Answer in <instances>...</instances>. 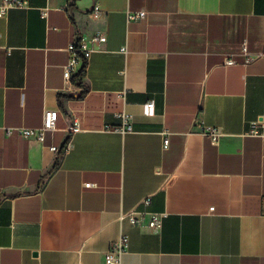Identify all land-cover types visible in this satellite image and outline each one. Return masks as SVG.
I'll return each instance as SVG.
<instances>
[{
	"label": "crops",
	"instance_id": "obj_1",
	"mask_svg": "<svg viewBox=\"0 0 264 264\" xmlns=\"http://www.w3.org/2000/svg\"><path fill=\"white\" fill-rule=\"evenodd\" d=\"M67 3L0 18V264H101L121 234V264H264V55L241 52L264 48V0ZM96 33L106 41L66 84L67 45ZM45 109L58 117L43 143L6 135ZM120 112L131 131L115 129ZM260 119L263 136L246 134ZM131 209L164 214L161 227L119 219Z\"/></svg>",
	"mask_w": 264,
	"mask_h": 264
},
{
	"label": "built area",
	"instance_id": "obj_2",
	"mask_svg": "<svg viewBox=\"0 0 264 264\" xmlns=\"http://www.w3.org/2000/svg\"><path fill=\"white\" fill-rule=\"evenodd\" d=\"M78 0H68V7L75 6ZM13 8H29V0H0V18H4L7 12ZM93 10L96 14H99V7L95 4L93 6ZM45 12L42 11L41 16L45 17ZM146 16V12L143 9L133 11H126V20L127 22H132L135 20L143 19ZM106 41V37L102 34L96 33L90 38H84L80 36L73 41H71L66 48L68 53V60L66 64L62 67V77L66 84H70L72 76L75 74L78 67L86 68L87 63L94 52V45L100 44ZM1 49V46H0ZM127 48L124 46L120 49L121 52H126ZM11 52L10 48H7L6 55H9ZM241 52L245 55L246 63L257 59L260 56L264 55V48L259 52H250L247 49L246 43H242ZM235 61L228 57L225 59V65H232ZM148 107H152V102H149ZM117 117L120 118L121 124L115 129L120 132H128L131 131V120L130 116L125 112H120L116 114ZM58 117V110H50L45 109L42 113V123L38 127H19V128H7L6 135L10 136L13 132H17L20 137L23 138H31L36 140L39 143H43L46 139V135L49 132L56 130V122ZM109 126H106L108 128ZM79 128L78 120H73L71 130H75ZM263 129V120H255L248 123V128L246 130V134L250 136L262 137ZM202 134L209 138L212 144L216 145L222 133L217 127L208 126L205 127L202 131ZM163 139V147L166 148L168 145V132L165 133ZM68 144L63 148H58L56 146H51L50 150L53 152H60L62 149H67ZM85 187H91L92 185L87 183L84 184ZM142 203L145 205L149 204V198H145L142 200ZM164 217V214H148L144 211H139L135 209L128 210L120 214L119 219L128 220L131 224L135 226H142L143 221L147 218V227L158 230L161 227V221ZM128 245V237L125 234H121L116 240L110 242L106 253L104 254L103 260L101 264H121L123 255L126 253Z\"/></svg>",
	"mask_w": 264,
	"mask_h": 264
},
{
	"label": "trees",
	"instance_id": "obj_3",
	"mask_svg": "<svg viewBox=\"0 0 264 264\" xmlns=\"http://www.w3.org/2000/svg\"><path fill=\"white\" fill-rule=\"evenodd\" d=\"M84 70H85V68H81V74H83ZM55 165H56V164H55Z\"/></svg>",
	"mask_w": 264,
	"mask_h": 264
}]
</instances>
